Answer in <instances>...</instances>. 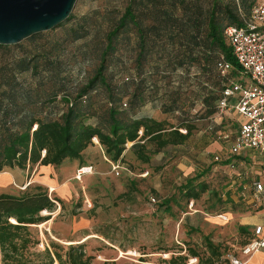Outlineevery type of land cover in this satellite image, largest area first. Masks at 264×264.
Wrapping results in <instances>:
<instances>
[{
  "label": "rangeland",
  "instance_id": "rangeland-1",
  "mask_svg": "<svg viewBox=\"0 0 264 264\" xmlns=\"http://www.w3.org/2000/svg\"><path fill=\"white\" fill-rule=\"evenodd\" d=\"M127 2L76 0L71 16L62 24L17 43L3 44L0 47L2 72L15 71L26 86L28 82L33 85L35 78L31 70H23L19 61L36 56L43 63L41 53H50L57 56L63 66L59 65L54 70L70 79V90H75L93 72L105 33ZM144 8L138 13L143 23L154 18L161 21L162 17H156ZM176 13L179 14L180 9ZM146 15L149 19L143 20ZM124 38L136 36L133 31H127L120 40ZM147 38H167L166 29L160 30L159 34L152 31ZM153 48L142 67L149 68L159 62L160 67L169 72L164 74H171V66L158 61L157 51ZM134 54L135 47L131 42H124L122 48L115 52L113 64L107 71L112 82L119 83L123 74L135 68L134 59L131 60ZM193 65L194 71L200 69L197 63ZM226 72L229 78L248 80V75L234 70V67ZM203 78L205 81L206 77ZM156 80L159 91L171 88L167 77L158 76ZM203 81L191 82L192 86L182 91L183 104L174 109L167 106L171 91H168V96L147 92L146 101L135 115L166 118L176 124L181 120L179 115L185 114L196 123V128L184 143L153 152L150 162L143 163L127 151L117 166L116 161L103 154V149L95 141L84 149L83 162L65 159L59 166L50 167V171L27 166L29 175L26 180L0 182V192L19 193L26 189L35 190V186L40 185L52 197L61 198L54 210L41 211L50 217L33 226V234L38 241L30 249L43 250L51 242L66 246L82 241L87 253L92 255L93 264H102L104 260L113 264H135L141 258L146 263L168 264L171 255L184 253L188 245L203 252L205 239L209 238L225 251L221 264H230L229 259L224 260L229 254L234 253L241 258L240 245L248 234L238 227H252L245 218L258 214L256 211L261 209L249 183L251 177L261 171L264 154L251 150L247 156L230 151L231 138L237 131L240 115L233 108H225L220 115L216 112L207 115L199 94L207 91L203 87L212 91H218V87H208ZM51 83L53 81H46L41 87L49 88ZM106 93V89L99 85L90 93L91 102L96 106L103 104ZM189 95L197 97L189 99ZM56 102L58 108L63 107L61 93L57 95ZM90 120L93 121V117ZM223 132L229 138L220 136ZM130 144L127 142L128 146ZM159 163L162 167L156 170L154 167ZM81 165H91V170L77 177V168ZM186 179L205 181L208 188L199 198L186 201L180 191L181 183ZM196 260L195 256L188 257V262Z\"/></svg>",
  "mask_w": 264,
  "mask_h": 264
},
{
  "label": "trees",
  "instance_id": "trees-1",
  "mask_svg": "<svg viewBox=\"0 0 264 264\" xmlns=\"http://www.w3.org/2000/svg\"><path fill=\"white\" fill-rule=\"evenodd\" d=\"M258 1L128 0L122 13L105 33L99 61L93 72L75 90H70V79L54 70L62 64L57 56L50 53H41L43 63L36 56L19 61L23 70H31L36 81H33L34 87L30 82L26 86L15 71H5L4 74L0 67V170L15 166L32 168L36 164L55 167L65 159L83 162L84 149L95 141L112 161H121L129 151L143 163L150 162L157 150L184 143L196 128L192 117L180 114L181 120L172 124L166 118L135 115L136 110L146 101L147 92L168 96V91H171L167 106L169 109L179 107L184 102L181 100L182 91L189 89L194 80L202 82L205 76L203 83L208 87H218V91L203 87L207 91L200 94L198 91V94L204 103L205 113H215L223 85L233 79L228 77L227 72H221L219 62L227 60L232 69L238 70L223 28L228 24H244V19L251 17L252 7ZM143 7L156 17H162L161 21L157 22L154 18L143 23L142 16L138 15ZM179 9L178 14L176 11ZM147 19L148 15L143 20ZM163 28L167 38H147L150 32L159 34ZM127 31H133L136 38L120 40ZM124 42H131L135 47L133 58H128L134 59L135 68L123 74L119 83H114L107 71L113 64L115 52L122 48ZM152 48L157 51L158 61L171 66V74H164L169 72L162 69L159 62L149 68L142 67L148 61L150 55L147 54H151ZM194 63L199 65L197 71L193 69ZM158 76L167 77L171 88L159 91ZM46 81H53V84L42 88ZM132 84L133 88H130ZM99 85L107 93L103 104L96 106L90 100V93ZM59 93L64 101L61 108L56 102ZM195 95H189V99L196 98ZM180 127L186 130L181 131ZM127 142L131 144L128 146ZM161 167L159 163L154 168L158 170ZM35 187V190L26 189L19 193L0 192V264H93L92 255L87 253L82 241L66 246L51 242L43 250L30 249L38 241L33 234V226L50 217L41 214V211H52L57 207L56 202L61 201L40 185ZM207 188L205 181L186 179L181 183L180 191L188 201L199 198ZM238 228L248 234L241 247L253 236V226L239 225ZM204 247L202 252L188 245L184 253L171 255L167 262L221 264L225 251L220 245L206 238ZM189 256H195L197 260L188 262ZM227 259L229 256L224 260ZM102 264L113 262L104 260ZM135 264L152 263H146L141 258Z\"/></svg>",
  "mask_w": 264,
  "mask_h": 264
},
{
  "label": "built area",
  "instance_id": "built-area-1",
  "mask_svg": "<svg viewBox=\"0 0 264 264\" xmlns=\"http://www.w3.org/2000/svg\"><path fill=\"white\" fill-rule=\"evenodd\" d=\"M223 34L238 63V70L248 75V80L234 78L223 85L216 114H222L225 108H233L241 116L237 131L231 138L232 153L264 151V0L253 5L251 17L244 19V24H228L224 26ZM219 66L223 73L232 68L227 60H221ZM234 96L235 100L231 101ZM180 130L186 129L180 127ZM220 136L229 138L225 132ZM116 165L119 166V162ZM89 170L91 165H81L77 168V177ZM262 172V176H252L249 185L256 201L264 207V164ZM252 230L253 236L240 247L244 255L264 249V224H256ZM228 256L230 264H243L237 255Z\"/></svg>",
  "mask_w": 264,
  "mask_h": 264
},
{
  "label": "water",
  "instance_id": "water-1",
  "mask_svg": "<svg viewBox=\"0 0 264 264\" xmlns=\"http://www.w3.org/2000/svg\"><path fill=\"white\" fill-rule=\"evenodd\" d=\"M76 0H0V44L50 29L70 15Z\"/></svg>",
  "mask_w": 264,
  "mask_h": 264
},
{
  "label": "crops",
  "instance_id": "crops-1",
  "mask_svg": "<svg viewBox=\"0 0 264 264\" xmlns=\"http://www.w3.org/2000/svg\"><path fill=\"white\" fill-rule=\"evenodd\" d=\"M233 99L235 100V96H234V98L233 97L231 98V101H233ZM240 119H241V116L239 117V120ZM250 152H251V150H242L238 154L248 156L250 154ZM256 152L264 154V151H256ZM244 157H246V156H244ZM50 167L53 168V166L49 165V164H47V165H37L36 164L35 166H33V168L35 170L39 169L40 171L41 170L44 171L45 169H47V171H50V169H51ZM33 173H34V171H33ZM257 173L258 174H255L254 176H262L263 175L262 169H261V171H258ZM28 175H29L28 168H22V167H18V166L8 167L7 170L0 171V182L8 183L9 181H14V182L18 183V182H22L23 180H26ZM46 178H47V176H46ZM256 212L258 214L248 216L245 218L246 222L251 223L252 226H255L256 224H259V223L264 224V207H261V209H258ZM245 256H248V257H245ZM241 258H243L242 259L243 264H264V249H259L255 252H252L250 255L242 254Z\"/></svg>",
  "mask_w": 264,
  "mask_h": 264
},
{
  "label": "bare ground",
  "instance_id": "bare-ground-1",
  "mask_svg": "<svg viewBox=\"0 0 264 264\" xmlns=\"http://www.w3.org/2000/svg\"><path fill=\"white\" fill-rule=\"evenodd\" d=\"M46 211V210H45Z\"/></svg>",
  "mask_w": 264,
  "mask_h": 264
}]
</instances>
